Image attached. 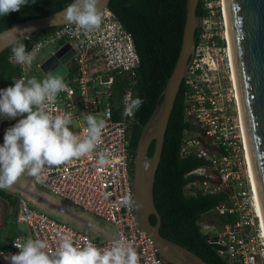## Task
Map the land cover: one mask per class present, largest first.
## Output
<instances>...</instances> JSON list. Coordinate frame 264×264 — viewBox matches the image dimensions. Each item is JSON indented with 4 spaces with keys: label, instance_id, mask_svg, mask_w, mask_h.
Instances as JSON below:
<instances>
[{
    "label": "built area",
    "instance_id": "built-area-1",
    "mask_svg": "<svg viewBox=\"0 0 264 264\" xmlns=\"http://www.w3.org/2000/svg\"><path fill=\"white\" fill-rule=\"evenodd\" d=\"M206 14L201 17L198 40L182 83L184 116L193 129L186 131L180 154H194L206 165L187 172L196 177L185 186L187 194L228 192V202L215 205L201 215L198 225L208 243L226 264H264V224L260 213L237 98L231 55L226 31L223 0H201ZM103 23L87 35H73L74 26L63 24L31 41L28 51L46 44H68L64 55L71 53L72 64L63 75L68 85L55 103L48 105L53 114H72L70 129L83 134L88 113L106 121L102 143L88 156L48 168L37 181L29 183L54 193L96 216L112 223L115 234L105 241L90 238L28 205L25 197L18 203L17 221L26 223L28 235L15 237L5 254H17L14 242L29 238L46 240L55 250L61 237H70L81 246L88 242L110 247L124 239L139 255V264H166L153 240L139 227L134 207L120 202L132 194L129 131L133 117H126L124 96L134 97L136 69L140 58L133 36L116 14L103 8ZM31 35L25 39H29ZM58 48V49H59ZM10 61V60H9ZM18 79L27 80L29 65H17ZM65 65V63H64ZM107 151L109 162L100 166L98 154ZM30 189V187H29ZM28 187L26 192L30 193ZM218 217H231L220 222ZM87 227L92 225L85 222ZM0 264H10L0 256Z\"/></svg>",
    "mask_w": 264,
    "mask_h": 264
},
{
    "label": "clouds",
    "instance_id": "clouds-1",
    "mask_svg": "<svg viewBox=\"0 0 264 264\" xmlns=\"http://www.w3.org/2000/svg\"><path fill=\"white\" fill-rule=\"evenodd\" d=\"M37 0H0V17L20 11L35 4ZM100 0H72L63 10L66 24L74 26L73 35H87L98 30L103 23ZM30 29L16 27L0 32V47L10 49L9 60L17 65H31L37 49L28 51L25 33ZM14 83L0 89V117L15 119L17 123L4 134L0 145V189L12 187L24 174L38 182L44 178L48 168L60 166L73 159L88 156L102 143L106 121L92 113L85 117L83 134L70 129L72 114H53L48 105L55 103L59 94L68 89L62 74L50 70L46 78L35 77L13 79ZM140 97L131 92L124 96L126 117H134L143 104ZM107 151L98 154L97 163L104 166L109 162ZM128 208L139 209L142 205L130 193L120 202ZM17 254L0 252L10 264H139V255L131 243L123 238L110 247L101 248L88 242L81 246L70 237L60 238L58 247L49 250L46 240L29 238L23 243L14 242Z\"/></svg>",
    "mask_w": 264,
    "mask_h": 264
},
{
    "label": "trees",
    "instance_id": "trees-1",
    "mask_svg": "<svg viewBox=\"0 0 264 264\" xmlns=\"http://www.w3.org/2000/svg\"><path fill=\"white\" fill-rule=\"evenodd\" d=\"M71 2L72 0H37L35 4H30L20 11L0 17V31L14 23L55 12ZM186 4L187 0H110L109 2L108 7L131 32L140 58L133 88L134 98L140 97L144 102L135 113L129 131V149L132 158L141 128L160 101V94L177 60L186 19ZM205 14L206 10L199 0L196 15L204 17ZM53 29L54 27H50L39 33H32L29 39L24 40L27 49L33 39ZM199 31V28L195 31L196 42ZM9 56L8 48L0 53V86L4 89L12 86L13 79H18L20 73V69L9 61ZM183 90L182 83L168 121L161 158L155 173L153 198L161 218L159 230L161 235L186 247L208 264H226L217 255L215 246L208 243L198 225V220L215 205L228 202V192L198 191L192 195L185 192V186L189 181L201 179L187 177V172L207 163L194 154L187 156L180 154L185 132L193 129L192 123L184 116ZM1 137L3 134L0 133ZM153 149L154 142L149 147V156ZM150 220L155 223V216L151 215ZM218 220L228 222L231 217H218Z\"/></svg>",
    "mask_w": 264,
    "mask_h": 264
},
{
    "label": "water",
    "instance_id": "water-1",
    "mask_svg": "<svg viewBox=\"0 0 264 264\" xmlns=\"http://www.w3.org/2000/svg\"><path fill=\"white\" fill-rule=\"evenodd\" d=\"M198 1L187 0L177 60L160 94V101L141 128L132 160V195L142 205L139 209L134 208L137 223L153 240L164 262L169 264H208L186 247L161 235V218L153 198L155 173L161 158L166 128L193 55L195 31L200 27L201 17L196 15ZM109 2L100 0L99 7L106 8ZM65 7L14 23L7 28L30 29V32L25 33L28 37L34 32L66 24L61 14ZM223 9L245 142L264 224V0H223ZM68 47L66 44L59 48L40 64L45 74L50 70L58 71L62 76L66 73L64 63L71 53L63 57L62 54ZM4 49L0 47V53ZM152 142L154 149L149 156ZM151 215L155 216V223L151 222Z\"/></svg>",
    "mask_w": 264,
    "mask_h": 264
},
{
    "label": "rangeland",
    "instance_id": "rangeland-1",
    "mask_svg": "<svg viewBox=\"0 0 264 264\" xmlns=\"http://www.w3.org/2000/svg\"><path fill=\"white\" fill-rule=\"evenodd\" d=\"M60 47L59 42L54 44H46L40 50L37 51L36 59L31 64V68L28 71L27 78L30 79L32 77L37 78L38 80H42L46 78L47 74L40 68V64L50 57L55 51ZM72 64V59L66 61L65 66L69 68ZM0 89H4L0 86ZM20 117L15 119H6L0 117V133L5 134V131L12 127L15 123L18 122ZM4 143V139L0 140V145ZM29 179L27 174H24L12 187L6 189V193L12 194V198H16L17 196H23L26 198L28 205L40 212L45 213L47 216L67 224L71 228L85 232L88 236L94 240L105 241L110 237L102 234V231L113 235L115 234V226L96 216L95 214L84 210L83 208L71 203L70 201L51 193L38 185H29L30 193H23L19 187L25 188L28 186ZM32 194V195H31ZM36 195L37 197L33 196ZM41 197V198H40ZM4 202V200H0ZM89 222L92 226L87 227L85 222ZM20 229L28 230V226L26 223L21 222L19 225ZM100 229V230H99ZM4 240H2L3 242ZM11 241L8 243L10 244ZM3 245H0L2 248ZM10 246V245H9Z\"/></svg>",
    "mask_w": 264,
    "mask_h": 264
},
{
    "label": "crops",
    "instance_id": "crops-1",
    "mask_svg": "<svg viewBox=\"0 0 264 264\" xmlns=\"http://www.w3.org/2000/svg\"><path fill=\"white\" fill-rule=\"evenodd\" d=\"M1 139H4V134L3 137L0 138V140ZM29 185L31 184L28 183L27 186L28 189H29ZM27 187L25 188L19 187V188L20 190L23 191V193L27 194L28 192H26L25 190L27 189ZM0 190H1L0 200H4V202H1L0 204V245H3L2 248H7L10 245L8 243L12 241L15 237L20 236L21 234L28 235V230L26 231L19 228L18 225L21 222H18L16 217L18 211L19 199L23 196L20 195L17 196L16 198H12L13 195L6 193V189H0ZM33 196L37 197L36 195ZM2 240L4 241L2 242Z\"/></svg>",
    "mask_w": 264,
    "mask_h": 264
},
{
    "label": "flooded vegetation",
    "instance_id": "flooded-vegetation-1",
    "mask_svg": "<svg viewBox=\"0 0 264 264\" xmlns=\"http://www.w3.org/2000/svg\"><path fill=\"white\" fill-rule=\"evenodd\" d=\"M64 55L62 54V57H63Z\"/></svg>",
    "mask_w": 264,
    "mask_h": 264
}]
</instances>
